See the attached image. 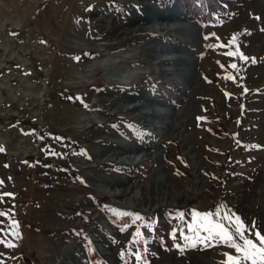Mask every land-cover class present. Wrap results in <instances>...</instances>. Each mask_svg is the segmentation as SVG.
I'll return each mask as SVG.
<instances>
[{
    "label": "rangeland",
    "instance_id": "rangeland-1",
    "mask_svg": "<svg viewBox=\"0 0 264 264\" xmlns=\"http://www.w3.org/2000/svg\"><path fill=\"white\" fill-rule=\"evenodd\" d=\"M0 148V264H224L183 237L264 235V0H0Z\"/></svg>",
    "mask_w": 264,
    "mask_h": 264
},
{
    "label": "snow or ice",
    "instance_id": "snow-or-ice-1",
    "mask_svg": "<svg viewBox=\"0 0 264 264\" xmlns=\"http://www.w3.org/2000/svg\"><path fill=\"white\" fill-rule=\"evenodd\" d=\"M234 43H236L235 35L229 42L228 47H231V45ZM208 47H217V45L209 44ZM221 47H223V45H221ZM225 55L234 57L238 56L242 61H247L249 59V57L245 56L242 52H239V50L235 52H226ZM252 62L254 63L255 60L253 59ZM230 67L232 69L240 71L237 63H232ZM226 78L232 79L233 77L228 76ZM244 91H247V89L245 88ZM254 147L258 148L260 146L256 145ZM0 151H3V149L0 148ZM3 195L8 196L12 194L4 193ZM0 215H4V213H0ZM212 215H216L217 217H219L221 222H217L215 224L209 222L207 225H204L202 230L207 233L206 236L199 238H196L195 235L192 237L184 236L183 238L187 242L185 247L195 248L198 245L210 247L212 246V242L215 241L216 244L227 245L228 247L234 249L237 253V255L225 253L227 259L224 264H247L248 261H250L251 264H264V235H262L259 230L253 231L256 228L255 222H253L251 228H249L247 225H245L239 215H221V209L219 207L215 210L214 214L194 213V219L196 216L209 217ZM223 221H227L229 227H225ZM189 227L190 230H192L194 233H198L199 231H201V228L193 229L192 226ZM245 233H247V235ZM137 235H139V232H137ZM7 246L11 247L13 245L9 244ZM174 246L178 249L181 248L179 244H175Z\"/></svg>",
    "mask_w": 264,
    "mask_h": 264
},
{
    "label": "bare ground",
    "instance_id": "bare-ground-1",
    "mask_svg": "<svg viewBox=\"0 0 264 264\" xmlns=\"http://www.w3.org/2000/svg\"><path fill=\"white\" fill-rule=\"evenodd\" d=\"M162 177V176H161ZM163 178V177H162ZM159 179V178H158ZM162 181V180H161ZM153 182V181H152ZM164 182V181H163ZM150 184H152V183H150ZM149 185V184H148ZM129 192V191H128ZM139 198V197H138ZM134 199V198H133Z\"/></svg>",
    "mask_w": 264,
    "mask_h": 264
}]
</instances>
